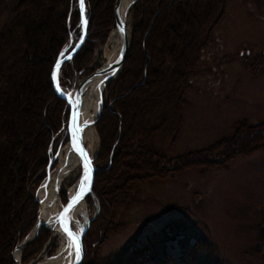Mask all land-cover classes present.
Here are the masks:
<instances>
[{"label":"trees","instance_id":"obj_1","mask_svg":"<svg viewBox=\"0 0 264 264\" xmlns=\"http://www.w3.org/2000/svg\"><path fill=\"white\" fill-rule=\"evenodd\" d=\"M116 1L86 0L90 19L87 39L71 63H65V69L77 74L86 71L95 42L105 43L116 29ZM227 1L206 0L201 7L196 0H139L133 7L131 47L122 73L106 87L96 123L101 148L94 161L92 191L101 209L84 236L81 264H88L89 256L92 259L95 246L91 243L100 236L101 228L115 225L116 207L135 201L139 185L195 167L226 168L235 158L264 151V122L249 121L235 123L232 137L173 162L151 146L157 134L174 140L181 132L191 78ZM172 4L180 13L166 22L163 10ZM200 11L203 19L192 27V19ZM80 21L77 0H19L14 16L0 32V264H15L14 251L38 223L40 203L35 191L48 177L57 148L55 138L67 115V102L56 94L50 72L72 34L74 44L80 40ZM131 107L139 112L128 115ZM168 163L171 170L165 166ZM35 184L39 186L33 188ZM177 227L165 224L111 264H144L151 258L161 264L169 262L159 259L161 253L166 254V243L189 239L187 233H178ZM41 229L24 250L25 257L43 231L48 232L44 226ZM196 240L190 245L181 239L182 249L190 257L186 262L217 264L214 253L202 247L211 248V244L200 236Z\"/></svg>","mask_w":264,"mask_h":264},{"label":"rangeland","instance_id":"obj_2","mask_svg":"<svg viewBox=\"0 0 264 264\" xmlns=\"http://www.w3.org/2000/svg\"><path fill=\"white\" fill-rule=\"evenodd\" d=\"M18 1L0 0V32L14 16ZM197 1L202 7L206 0ZM187 8L182 7L183 10ZM132 9L128 18L131 33ZM179 13L172 4L163 10V17L166 22H171ZM203 14L200 11L192 19V27L196 25L195 21L203 19ZM221 15L191 78L181 132L174 140L157 134L151 143L155 151L169 162L175 158H187L189 154L232 137L234 125L239 121L264 122V0H228ZM115 31L111 30L105 43L95 42L84 73H72L63 65L61 69L65 71H60L58 78L63 91L75 90L83 80L107 64L105 53L112 48L110 40ZM79 32L82 33L81 28ZM71 39L74 41V34ZM180 40L183 44L184 39L181 37ZM72 47L68 46V53ZM139 95L141 100L142 92ZM66 111L64 124L55 138L57 148L49 174L57 166L59 148L70 140L68 103ZM133 111L135 114L139 112L131 107L127 114ZM94 127L99 138L95 160L100 153L101 140ZM165 166L168 170L172 168L169 163ZM43 183L39 187L37 184L32 186L38 187L35 191L38 202L37 193ZM61 196L67 203L66 194L62 192ZM86 199L91 225L99 216L101 207L93 191ZM40 208L41 205L38 216ZM114 215L115 225L103 226L100 236L93 239L91 245L95 248L92 249V259L90 256L87 259L88 264H111L148 236H154L167 223L178 226V233H187L189 239L181 237L178 241H168L166 254L161 253L159 259L167 258L169 262L163 264H188L186 261L190 257L184 253L181 239L194 245L196 236L211 244V248L209 245L202 247L214 253L217 264H264V151L235 158L226 168L205 170L195 167L179 175L170 174L165 179L141 184L137 187L135 201L116 207ZM47 230L26 257L22 252L21 264H38L56 253L59 236L49 228ZM106 235L105 241H99ZM144 264L161 263L151 258Z\"/></svg>","mask_w":264,"mask_h":264},{"label":"bare ground","instance_id":"obj_3","mask_svg":"<svg viewBox=\"0 0 264 264\" xmlns=\"http://www.w3.org/2000/svg\"><path fill=\"white\" fill-rule=\"evenodd\" d=\"M133 0H123L121 10L124 13L132 5ZM111 49L106 50L105 56L108 62H114L120 53L121 35L115 31L110 40ZM107 62V63H108ZM105 77L94 79L87 83L83 90L81 104L80 122L83 129L84 147L91 158L94 159L97 153L99 138L93 122L96 120L99 109V98ZM77 89V88H76ZM76 89L65 92L71 100L76 101ZM57 166L49 174L48 179L43 183L37 193L41 208L39 221L41 224L54 231L59 236L60 245L56 253L46 257L38 264H74L77 258L75 241L69 237L63 227V215L69 200L73 199L76 193L85 184L86 163L79 149L69 142L63 144L56 154ZM64 192L68 198L67 203L62 200L61 193ZM90 219L89 205L86 198L72 205L67 222L73 232L82 237ZM45 227V226H44ZM82 229V231H81ZM71 244V246H70ZM21 250H17L15 257L20 261Z\"/></svg>","mask_w":264,"mask_h":264},{"label":"water","instance_id":"obj_4","mask_svg":"<svg viewBox=\"0 0 264 264\" xmlns=\"http://www.w3.org/2000/svg\"><path fill=\"white\" fill-rule=\"evenodd\" d=\"M138 1L139 0H133L132 5L130 7H128L124 13L121 10V5H122L123 0H117L116 1V5H115L116 30L119 31V33L121 35V48H120L119 56L114 62H110V63L108 62L105 66H102L101 68L97 69L90 76H88L85 80H83L76 89V101L73 102L71 100V98L67 94H65V92L59 86L58 78H59V74H60V71H61V68L63 67V65L69 61H72L73 58L75 57V55L81 50L84 43L86 42L90 19L87 16L88 10H87L86 0H85L84 12L82 15L80 13L81 21L85 18L88 20L86 28L82 27L83 39L79 40V42L76 44V46L74 47V49L70 53L65 52L64 58L59 57L58 60L61 61L60 69L58 72H56L55 78L54 79L52 78L56 94L61 99L65 100L68 103V110L70 111V124H69L70 142L72 143V145H74L77 149L80 150L82 157H83V159L86 163V166H87L86 167V173H87L88 180H87V182H85L83 187L76 193L74 198L69 200L67 207H66V210H65L64 215H63V227L65 230V233L73 239V237L69 235V233H72L73 236L76 238V240H78L79 246H80L79 259L76 258V261L74 264H81L83 259H84V251H83V245L82 244H83L84 235H85L86 231L88 230L90 223L88 222L87 228L85 229L82 237H78L73 232V230L71 229V226H69V224L67 222V218H68V214H69V211H70V208L72 207V205H74L75 203L79 202L80 200L86 198L89 194L92 193L93 183H94L95 174H96V167L94 164L95 160L89 156V154L87 153V151L84 147V143H83V129L84 128L81 126V122H80L81 104H82V99H83V90H84L85 85L87 83H89L90 81H92L94 79L101 78V77H105V81L103 83L104 86L101 89L100 98H99L98 115H97L96 120L93 122V126H95L99 117L101 116V113L103 110L104 91H105L106 87L113 80H115L123 71V68H124L130 47H131V31L129 28L128 18H129V14H130L131 9L135 6V4ZM78 7H79V5H78ZM71 15H72V13L69 16V20H70ZM121 29H123V31H121ZM73 42H74L73 39H71V42H70L71 44L69 45V47H72ZM69 55L71 56V59L66 58ZM54 70H55V67H54ZM53 162H54V159L52 160V162L48 168V172L50 171ZM39 214H40V212H39ZM43 226L47 227V225L40 223L39 216H38V223H37L35 229L33 230V233L29 237H27L16 248V250L14 252V260L16 261L17 264H21V261L16 260V257H15L16 251L21 250V252H23L26 249V247L29 245V243H31L33 240L36 239V237L38 236V234H39V232ZM76 240H74L75 243H76Z\"/></svg>","mask_w":264,"mask_h":264},{"label":"snow or ice","instance_id":"obj_5","mask_svg":"<svg viewBox=\"0 0 264 264\" xmlns=\"http://www.w3.org/2000/svg\"><path fill=\"white\" fill-rule=\"evenodd\" d=\"M77 2H78V5H79V11H80V13H81V15H82L83 12H84V8H85V0H77ZM87 23H88V20L85 18V19H83L82 21L78 22L77 27H83V28H86ZM121 31H123V29H121ZM80 39L82 40L83 37H80ZM65 52H68V47H67V46L65 47L64 51H62V52L59 54V56H60L61 58H64V57H65ZM66 58H67V59H71V56L69 55V56L66 57ZM60 64H61V61L58 60V61L56 62V64H55V70L52 71V72H50V75H51V77H52L53 79L55 78L56 72H58L59 69H60ZM87 180H88V177H87V175H85V180H84V182H87ZM81 231H82V229H81ZM69 235L72 236L74 240H76V238L73 236L72 233H69ZM70 246H71V244H70ZM76 249H77V259H79L80 246H79V242H78V240H76Z\"/></svg>","mask_w":264,"mask_h":264}]
</instances>
